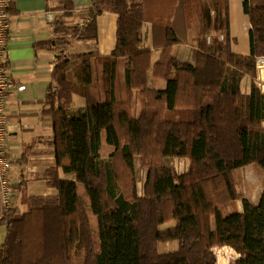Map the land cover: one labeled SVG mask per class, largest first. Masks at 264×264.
<instances>
[{
	"label": "trees",
	"instance_id": "1",
	"mask_svg": "<svg viewBox=\"0 0 264 264\" xmlns=\"http://www.w3.org/2000/svg\"><path fill=\"white\" fill-rule=\"evenodd\" d=\"M49 1L57 11L53 37L37 46L57 53L43 109L53 126L55 165L39 176L58 193L29 197L27 211H4L0 264H77L81 253L83 264H219L217 246L240 254L232 264H264V189L253 204L236 179V170L249 164L264 171V92L256 82L264 0H243L248 54L233 50L229 0H176L168 20H154L145 0H94L83 24L72 23L73 0ZM104 12L118 15L117 44L108 56L98 51ZM73 40L89 47L70 50ZM175 44H190L193 61L176 58ZM120 64L126 100L117 94ZM151 76L166 86H150ZM75 94L86 104L71 114ZM208 126L222 157L208 154ZM175 158L187 159L189 168L179 173ZM137 163L147 171L142 194ZM79 185L97 217L99 251ZM238 200L242 212L224 213ZM171 221L174 227L161 229ZM174 240L176 250L159 251L160 242Z\"/></svg>",
	"mask_w": 264,
	"mask_h": 264
},
{
	"label": "crops",
	"instance_id": "2",
	"mask_svg": "<svg viewBox=\"0 0 264 264\" xmlns=\"http://www.w3.org/2000/svg\"><path fill=\"white\" fill-rule=\"evenodd\" d=\"M145 1L148 2V10L154 20H158V18L168 20L176 0ZM73 2L75 12L71 19L72 23H85L94 0H73ZM50 6H55V3L49 0H14L11 6V39L5 54V62L11 79L17 83H23L25 88L13 89L8 93L5 113L8 126L7 147L13 158L10 177L15 190L14 205L21 211L29 209L28 198L31 196L56 195L58 193L57 188L50 186L46 179L39 176L47 168L55 165V154L49 142L53 136V126L51 121L44 118L43 109L46 94L53 81L52 72L57 53L37 46L38 43L53 37L52 23L57 11L50 10ZM229 6L230 30L232 37L235 38L233 50L240 54H248L250 52V21L243 8V0H229ZM117 23L118 15L114 12H104L98 17V51L102 56L110 55L116 47ZM147 28L149 31L148 42L150 43L153 38L152 22L147 23ZM155 35L158 36V33ZM81 47L86 49L89 46L86 43H78L76 47L75 45L71 46L70 50ZM192 50L190 44H175L171 48L172 54L181 61H193ZM159 55L160 50L154 49V60H157ZM249 82L248 77L243 80L242 86L245 90L248 89ZM256 82L264 92V65L258 69ZM85 104V98L80 94H75L68 111L71 114H76ZM209 129L213 130V127L208 126L207 129L208 154L222 157L218 146L213 150L210 149ZM180 163L185 167V172L189 168V161L181 158ZM79 193L84 201L86 197L90 200L82 185H79ZM241 201H236L239 204L237 210L239 212L244 210ZM86 209L90 217L89 209L87 207ZM4 211L0 188V216ZM95 218L97 220L96 216ZM90 222L92 227L91 217ZM174 226L175 221L166 225V227ZM7 234V225H0V245L5 243ZM172 242H176V248L173 249L176 250L179 243L175 240ZM218 247L221 246L215 248ZM222 247L232 249L237 254L236 258L239 257L240 254L232 247Z\"/></svg>",
	"mask_w": 264,
	"mask_h": 264
},
{
	"label": "rangeland",
	"instance_id": "3",
	"mask_svg": "<svg viewBox=\"0 0 264 264\" xmlns=\"http://www.w3.org/2000/svg\"><path fill=\"white\" fill-rule=\"evenodd\" d=\"M78 44L75 40H73L72 46ZM78 49V48H76ZM80 49H83L82 47ZM157 55V54H156ZM123 65L120 64L119 66V71H118V79H117V94L118 98L126 100L127 99V94L125 90V85H124V77H123ZM149 85L152 87L156 88H164L166 86V80L160 79V78H155L154 76L150 77V82ZM134 100V99H133ZM143 106L142 98L140 97L139 93L137 92L135 95V110L138 112ZM78 111V110H77ZM123 119H127V115L122 116ZM213 130L209 129V144H210V149H214V143L217 147V141L215 140V137L213 135ZM111 151V148L109 146H105V149L103 150V154L107 156L109 152ZM221 155H223L221 152H219ZM177 159V160H176ZM181 158H175L173 159L174 166L177 168L176 170L179 173L184 172V168L182 163H180ZM176 161V162H175ZM137 174H138V190L139 194L143 193V188H144V182L146 178V173L147 171L145 169H142L137 163ZM236 179H237V184L239 189H241L244 193L246 198L253 204H258L260 197L262 195L263 189H264V171L263 169L258 165V164H249L244 167L238 168L236 170ZM84 201V200H83ZM242 204V208L244 209V204L243 201L240 202ZM85 206L89 209L90 217L92 220V231H93V240L95 244L96 250H100V244H99V238H98V227H97V220L95 216L93 215L91 209H90V200L85 198L84 201ZM238 205L236 201L228 204L225 208H223L224 213H229L233 211L238 210ZM170 223H174V221L165 223L161 225V229H168L170 227H166V225H170ZM177 241V240H175ZM176 242L172 241H166V242H160L158 245V249L160 252L164 253L167 250H173L176 248ZM214 252L216 253L217 256V261L219 264H231L233 260L236 258L237 254L234 252L232 249L227 248V247H218L214 248ZM76 262L77 264H83V253L80 255H77L76 257Z\"/></svg>",
	"mask_w": 264,
	"mask_h": 264
},
{
	"label": "built area",
	"instance_id": "4",
	"mask_svg": "<svg viewBox=\"0 0 264 264\" xmlns=\"http://www.w3.org/2000/svg\"><path fill=\"white\" fill-rule=\"evenodd\" d=\"M13 1L0 0V188L5 210L15 207V190L10 177L13 158L7 147L8 126L6 123L5 102L11 90L25 88L23 83H17L11 79L5 62V54L11 39V6ZM262 65H264V56L257 59L258 69Z\"/></svg>",
	"mask_w": 264,
	"mask_h": 264
}]
</instances>
